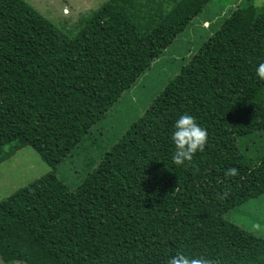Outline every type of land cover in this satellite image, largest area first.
<instances>
[{"label": "trees", "instance_id": "16d2710c", "mask_svg": "<svg viewBox=\"0 0 264 264\" xmlns=\"http://www.w3.org/2000/svg\"><path fill=\"white\" fill-rule=\"evenodd\" d=\"M210 1L106 0L70 32L26 0H0V148L25 140L55 169L93 144L91 129ZM254 1L228 7L75 188L52 170L0 201L5 264H166L177 252L264 264V237L226 217L264 194V2ZM184 113L208 142L176 165ZM230 167L239 175L225 176ZM113 188L115 208L101 218L95 206Z\"/></svg>", "mask_w": 264, "mask_h": 264}, {"label": "rangeland", "instance_id": "374dc122", "mask_svg": "<svg viewBox=\"0 0 264 264\" xmlns=\"http://www.w3.org/2000/svg\"><path fill=\"white\" fill-rule=\"evenodd\" d=\"M26 1L63 31L75 32L79 19L97 9L106 0ZM239 1L211 0L196 16L189 30L173 40L136 83L121 94L105 119L91 129L93 144L90 143L91 140H87L84 146H79L73 155L60 162L55 169L22 136L18 137L24 140L25 145H18L13 140L4 143L0 148V201L52 170H55L56 175L68 187L75 188L80 183L88 162L92 159L97 160L101 149H107L111 140L124 132L129 124L144 112L151 100L178 72L181 64L215 29L228 7ZM254 2L261 5L264 0ZM138 13L141 11L138 10ZM205 19L209 22H204ZM13 147L17 148L9 153L8 150ZM121 184L122 181H119L118 190ZM118 190L111 189L97 201L95 208L99 217L107 218L113 212ZM226 217L233 223L264 237V194L236 206L226 214ZM0 264L5 263L0 259ZM11 264L23 263L16 261Z\"/></svg>", "mask_w": 264, "mask_h": 264}, {"label": "clouds", "instance_id": "9594fccd", "mask_svg": "<svg viewBox=\"0 0 264 264\" xmlns=\"http://www.w3.org/2000/svg\"><path fill=\"white\" fill-rule=\"evenodd\" d=\"M255 71L258 78L264 80V62L260 63ZM171 139L175 145V152L172 156L173 163L176 165L191 164L195 154L205 150L208 131L197 123L195 116L184 113L176 120ZM237 175H239V171L235 167H230L225 171V176L235 177ZM230 194L231 189L226 188L224 192L218 194V198L226 199ZM166 264H220V261L203 254L189 256L177 252L166 261Z\"/></svg>", "mask_w": 264, "mask_h": 264}]
</instances>
